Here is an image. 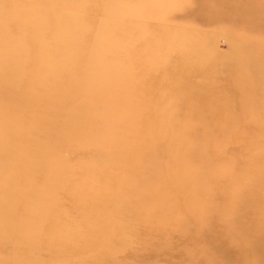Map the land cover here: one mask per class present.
Instances as JSON below:
<instances>
[{
    "label": "rangeland",
    "instance_id": "1",
    "mask_svg": "<svg viewBox=\"0 0 264 264\" xmlns=\"http://www.w3.org/2000/svg\"><path fill=\"white\" fill-rule=\"evenodd\" d=\"M87 1L0 0V264H264V0Z\"/></svg>",
    "mask_w": 264,
    "mask_h": 264
},
{
    "label": "bare ground",
    "instance_id": "2",
    "mask_svg": "<svg viewBox=\"0 0 264 264\" xmlns=\"http://www.w3.org/2000/svg\"><path fill=\"white\" fill-rule=\"evenodd\" d=\"M88 3V4H87ZM86 4L89 6V7H91L90 6V0H88L87 2H86ZM10 7V6H9ZM86 94V93H85ZM85 94H83V95H80V97H84V95ZM97 94V93H96ZM125 106V105H124ZM121 114V113H120ZM119 114V115H120ZM124 116V115H123ZM123 116H122V118H123ZM122 122H120V123H123V120H121ZM125 122V121H124ZM117 124H119L118 122H117ZM118 129V128H117ZM149 133H148V135H152V130H149L148 131ZM134 135V134H133ZM148 135H142V138H147V136ZM132 136V135H131ZM131 136H129V137H131ZM144 136V137H143ZM134 138H135V141L134 142H136V143H138L137 142V140L138 141H140L139 140V136L136 138V136H134ZM141 138V139H142ZM149 138V137H148ZM132 139V138H131ZM134 140V139H133ZM130 141V140H129ZM128 141V142H129ZM99 142H100V139H99ZM127 142V143H128ZM133 142V143H134ZM141 142V141H140ZM139 142V143H140ZM147 142V141H146ZM155 142V141H154ZM154 142H152L153 143V148H154V146H158V144L156 145V143L154 144ZM135 143V144H136ZM142 143V142H141ZM140 143V144H141ZM135 144H133V148H134V145ZM138 145V144H137ZM139 146H142V144L141 145H139ZM146 146H147V144H146ZM152 146V144L150 145V147ZM125 147H126V145H125ZM137 147V146H136ZM149 147V148H150ZM156 147L154 148V149H156ZM147 148V147H146ZM125 149H127L128 150V147L127 148H125ZM138 149V148H137ZM151 150V149H150ZM129 152L130 153H135V158H136V160H137V165H140L141 163H142V161H141V156L144 154V152H146V151H144V150H138V152L135 150V149H131L130 148V150H129ZM136 152H137V155H136ZM155 152V151H154ZM147 153H148V148H147ZM153 156H155V154L153 155ZM134 158V159H135ZM139 160H138V159ZM253 158V157H252ZM254 159V158H253ZM252 159V160H253ZM262 159H263V157H262ZM253 162H255V160L253 161ZM256 163V162H255ZM106 166V164H104V163H102V162H98V164H96V167L94 168V169H92L93 171L92 172H95V171H100V169L101 168H104ZM256 166V165H255ZM107 167H109V166H107ZM184 168L185 169H187L188 167H186V166H184ZM102 170V169H101ZM105 169H103V171H104ZM125 169L122 171L123 172V175H120V177L119 178H111V177H109V176H106L105 174H103V175H105L103 178H101V180L98 182L99 183V186L98 187H96V185L93 183V182H90L89 184H85L84 186H82L83 188H82V190H77V191H79V193H77V196H76V198L77 199H79L78 201L80 202V201H85L86 202V206H87V208H88V211L85 213V218H84V220L85 221H83V222H86L87 224H90L92 221H94V218L95 217H98L99 215H103V217L104 218H107L108 217V213L110 212L109 211V208H108V203L107 202H109V204H110V202H113V200L111 201V199L113 198V197H115V196H119L118 194H120V198H123V196H122V193H117L116 192V189H118V188H116L117 187V185H119V184H122V189H124L123 190V192H125ZM127 171H128V169H127ZM134 171H135V169H134ZM136 171H137V169H136ZM91 172V171H90ZM131 172V171H130ZM185 172V171H184ZM171 173V172H170ZM263 174H264V172H262ZM92 174V173H91ZM95 174V173H94ZM133 175V174H132ZM186 175V178H187V174H185ZM91 176V175H90ZM166 176V175H165ZM181 177H182V174H181ZM184 178V180H185V176H183ZM132 178V177H131ZM177 178H179V177H177ZM178 181V180H177ZM179 181H182V180H179ZM83 182V181H82ZM97 183V184H98ZM174 185V184H173ZM103 191L104 193H105V195H107V197H108V199L109 200H107V198H105L104 197V195H102V194H100V192L99 191ZM120 191V190H119ZM111 196H112V198H111ZM125 196V195H124ZM120 207H122V208H125V200L124 201H120ZM31 206H33V205H31ZM34 207V206H33ZM62 210H64V208L62 209ZM61 210V211H62ZM122 210V209H121ZM120 210V211H121ZM63 213H64V211H62ZM122 212H124V211H122ZM126 213V212H125ZM125 213H123V214H125ZM129 213V212H128ZM127 214V213H126ZM118 216V215H117ZM128 216V215H127ZM56 217H57V215H54L53 216V220L54 221H56ZM128 218V217H127ZM115 219V218H114ZM44 220V219H43ZM111 219H107L106 220V223L108 224V225H92V226H89L88 227V229H86V230H89V232H90V235L91 236H87V240H88V243L90 242L91 243V240L92 239H94L95 241H99L100 240V238H102V236L103 235H105V233H106V231H111V227H110V223H111ZM127 222H128V220H126ZM82 222V223H83ZM123 222H124V220H123ZM126 222V223H127ZM47 229H46V231H45V236H43L42 237V239H41V241H40V245H45V246H47V245H51L52 246V248L54 249V251H55V254H56V256H64V259H66L69 263H71V264H75L73 261L75 260V258L78 260V257H80V254H79V251L78 250H76V253H74V258H73V254H72V251L71 250H69V247H68V245H67V243L68 244H72V241H73V238L70 236V234H73L72 233V230H69V229H67V228H65V229H63V231H62V229H58V228H56V226L54 225V224H47ZM78 226H80V225H78ZM93 227V228H92ZM111 228V229H110ZM114 228V227H113ZM125 228H127V224H126V227ZM120 229V228H119ZM124 229V226L122 227V229L121 230H123ZM83 233H85V232H83ZM25 234V233H24ZM86 235V234H85ZM86 238V236L85 237H80V239H82V240H84ZM50 240H52V241H50ZM54 242V243H53ZM107 242H108V239H107ZM38 243V242H37ZM40 245H38L37 244V249L38 250H40ZM88 245V244H87ZM102 244L100 243V244H98V246H101ZM114 245H116V242L115 243H113V244H111L110 243V245H108L107 246V248H105V251H110V249H111V247L112 246H114ZM104 246H106V245H103L102 247H104ZM29 247H30V244H28L27 243V245H26V247H25V249H26V251H24V252H27L26 254H27V256H28V252H29ZM42 247V246H41ZM43 248V247H42ZM73 250V249H72ZM37 251V250H36ZM97 251H99V250H97ZM92 253V252H91ZM72 256V258H70L69 256L70 255ZM23 255V254H22ZM104 256H105V254H103ZM60 256V257H61ZM31 258H33V260L35 261L36 260V256H30ZM92 257V256H91ZM101 257V256H100ZM102 258L104 259V257L102 256ZM98 259H99V256H97V257H95L94 259H89V260H91L90 261V263L89 264H91V262L93 263V260H97L98 261ZM27 261H29V259L27 258L26 259ZM70 260H72V262L70 261ZM105 260V259H104ZM107 261H109V260H107V258H106V264L107 263H109V262H107ZM19 262L20 263H22L23 261H21V260H19ZM18 262V263H19ZM26 262V261H25ZM28 263V262H27ZM37 263V262H36ZM105 264V263H104Z\"/></svg>",
    "mask_w": 264,
    "mask_h": 264
}]
</instances>
